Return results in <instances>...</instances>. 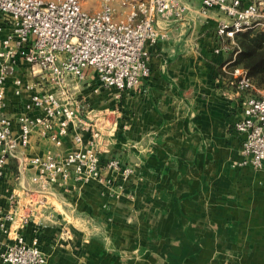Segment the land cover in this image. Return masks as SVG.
Returning a JSON list of instances; mask_svg holds the SVG:
<instances>
[{"label":"crops","instance_id":"crops-1","mask_svg":"<svg viewBox=\"0 0 264 264\" xmlns=\"http://www.w3.org/2000/svg\"><path fill=\"white\" fill-rule=\"evenodd\" d=\"M178 7L181 17L157 21L163 37L149 48L151 76L139 87L119 95L100 86L92 70L69 78L82 121L61 147L35 127L28 147L8 161L0 179V245L36 238L48 264H264V166L247 161L246 136L234 129L242 97L221 75L232 47L215 52L226 16L204 12L200 0H178ZM23 62L17 66H28L23 76L30 80ZM17 75L15 69L6 80L4 108L15 134L30 95L15 94ZM76 134L135 172L123 180L104 170L105 182L70 180L39 193L26 160L66 154L77 147Z\"/></svg>","mask_w":264,"mask_h":264},{"label":"built area","instance_id":"built-area-1","mask_svg":"<svg viewBox=\"0 0 264 264\" xmlns=\"http://www.w3.org/2000/svg\"><path fill=\"white\" fill-rule=\"evenodd\" d=\"M177 0H124L131 6L126 18L118 19L112 0H102L101 8L90 11L82 0H0V179L8 161L28 147L35 127L43 126L52 142L61 147L71 126L82 121V103L67 87L69 78H85L94 71L100 86L116 91L139 87L151 76L150 46L163 35L159 19L181 17L183 8H174ZM204 12L218 9L226 16L217 27L222 40L216 53L230 50L237 32L264 28V0H200ZM232 44L234 42L232 41ZM30 64L32 79L14 78L15 94L29 92L23 111L17 117L15 134L12 119L4 113L6 80L20 61ZM229 73L230 85L242 96V116L234 129L244 134L243 153L256 167L264 166V87L257 88L247 70L236 67ZM37 85L45 90H37ZM48 86V87H47ZM97 91V90H95ZM248 92V93H247ZM35 111L41 114L33 115ZM99 137V132H95ZM76 146L64 155L49 151L29 158L35 172L32 181L39 193L70 180L105 182L104 170L119 172L128 180L135 172L130 163L106 156L95 142L85 144L83 135L74 136ZM12 220L14 213L7 215ZM27 221V220H26ZM0 261L7 264H48L46 254L23 237L9 247L0 245Z\"/></svg>","mask_w":264,"mask_h":264},{"label":"trees","instance_id":"trees-1","mask_svg":"<svg viewBox=\"0 0 264 264\" xmlns=\"http://www.w3.org/2000/svg\"><path fill=\"white\" fill-rule=\"evenodd\" d=\"M232 41L234 44H232ZM226 42L231 43L229 64L227 70L231 71L236 67L247 70L252 82L257 87L264 86V28L256 27L246 31L237 32L233 39L227 38ZM222 68L220 69V71ZM222 80L230 85L229 73L221 71ZM246 93L242 94V98Z\"/></svg>","mask_w":264,"mask_h":264},{"label":"rangeland","instance_id":"rangeland-1","mask_svg":"<svg viewBox=\"0 0 264 264\" xmlns=\"http://www.w3.org/2000/svg\"><path fill=\"white\" fill-rule=\"evenodd\" d=\"M113 1V5L115 6V9H116V5H117V9H116V17L118 19H123V18H126L127 15L129 14L130 10H131V6L129 5V2H127V4H123L122 0H112ZM178 1V0H177ZM82 3H83V7L90 10V11H96L98 10L99 8H101V4H102V0H82ZM220 22V21H219ZM23 63H26V62H23ZM28 64V63H27ZM30 65V64H29ZM27 65H20V66H17L16 69L18 71V73H20V75H24L25 74V70L27 69ZM29 70V69H28ZM31 71V69H30ZM76 79H79L80 78H76ZM82 80V79H81ZM78 85H80V88H82L83 84L82 83H77ZM67 87H71L72 86V82L69 81L67 82L66 84ZM76 86V85H75ZM85 86V89H87L88 85L87 83L84 84ZM257 87V86H256ZM264 87V86H263ZM263 87H257V88H263ZM71 90L74 92L75 89H72ZM89 90V89H88ZM90 90L93 92H95V90H93V88ZM89 90V91H90ZM133 90V89H132ZM128 91H131V90H125L123 91V94L128 92ZM235 91V90H234ZM248 93V92H247ZM76 95V94H75ZM11 171L12 173L15 175H18L20 172L19 168L17 167V164L12 162L11 164ZM18 173V174H17Z\"/></svg>","mask_w":264,"mask_h":264}]
</instances>
